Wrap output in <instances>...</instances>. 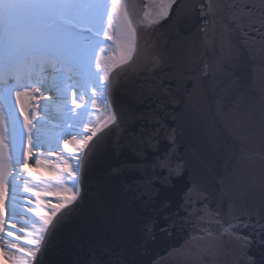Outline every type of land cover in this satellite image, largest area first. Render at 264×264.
Returning <instances> with one entry per match:
<instances>
[{"label":"water","instance_id":"1","mask_svg":"<svg viewBox=\"0 0 264 264\" xmlns=\"http://www.w3.org/2000/svg\"><path fill=\"white\" fill-rule=\"evenodd\" d=\"M131 2L139 14L144 0ZM208 2L177 0L166 20L139 29L138 55L110 90L119 126L86 160L82 202L37 264H91L93 257L102 264H246L226 236L188 242V226L162 233L165 215H185L183 192L169 207L154 194L171 190L160 183L167 171L157 158L170 147L164 136L175 130L171 156L184 172L173 184L186 191L195 182L222 215L230 203L233 211L254 212L264 197V0H211L214 15L200 17L197 6ZM228 5L243 9L242 16L249 14L246 5H255V30L226 33L221 21L233 11ZM204 64L211 65L207 76ZM154 128L159 152L142 140ZM152 221L154 238H148L144 225ZM248 254L258 258L260 250Z\"/></svg>","mask_w":264,"mask_h":264},{"label":"snow or ice","instance_id":"2","mask_svg":"<svg viewBox=\"0 0 264 264\" xmlns=\"http://www.w3.org/2000/svg\"><path fill=\"white\" fill-rule=\"evenodd\" d=\"M176 3L144 0L138 14L131 0H0V254L5 247L15 249L19 255L8 257L11 264H36L47 242L79 207L84 162L105 137L92 142L105 129L119 126L110 96L117 69L137 52L139 29L159 25ZM227 7L233 11L221 21L226 33L255 30V5L245 6L247 16L240 15L243 9ZM197 8L200 17L214 15L211 0ZM202 67L207 76L211 65ZM54 115L58 120L52 124ZM49 128L54 131L49 133ZM174 131L164 136L170 147L157 158L161 171H167L160 183L171 190L154 194L169 207L183 192L185 215H165L160 231L171 236L177 227L188 226V242L226 236L225 243L232 244L246 264H264V197L254 212L243 207L233 211L230 203L222 215L209 207L208 194L195 182L186 191L179 181L173 184L172 178L184 172V165H174L171 156ZM159 135L160 129L154 128L142 137L143 143L159 152L160 141L154 139ZM40 149L48 156L59 153L56 162L43 159ZM112 172L119 175L120 169ZM257 214L259 221L253 219ZM154 226L155 221L144 225L146 237L154 238ZM254 246L260 250L258 258L248 254ZM91 264L102 262L93 257Z\"/></svg>","mask_w":264,"mask_h":264},{"label":"bare ground","instance_id":"3","mask_svg":"<svg viewBox=\"0 0 264 264\" xmlns=\"http://www.w3.org/2000/svg\"><path fill=\"white\" fill-rule=\"evenodd\" d=\"M109 43L111 44V41H109ZM139 46H140V37H139V33H138V50L137 52L134 54L133 56V59L129 62L128 65H125L123 69H117V73L123 71V70H126L130 64L133 62V60L137 57L138 55V52H139ZM113 75H116V73H113ZM46 95H50V93H45ZM112 101V100H111ZM41 103H43V101H41ZM112 106H113V109L116 111L117 113V116H118V124H119V121H120V111L118 109V107L116 106V104L112 101ZM18 111V109H17ZM20 120L22 121L23 120V117H20ZM58 120V117H56L55 115L53 116L52 118V124H55ZM117 128L116 125H113L111 128L109 129H105L104 132H101L94 140L92 143H95L96 142V139H98V137H100V135L104 136L105 137V132L108 134L110 129H112L111 131H115ZM52 131H54L53 128H49L48 129V132L51 133ZM61 148H62V142H61ZM35 151V150H34ZM43 156L42 158L43 159H46L48 161H51L53 163L56 162V156L59 155V153H54L52 156H48L47 153L44 152V149H40L39 150ZM65 155H67V153H65ZM35 158V157H34ZM86 162V161H85ZM85 162H84V166H83V172H82V175H81V192H80V199L77 200V204L82 200V197H83V187H84V177H85ZM30 165H31V161H30ZM32 167H35V165H31ZM26 175V174H25ZM42 181H47V178L42 176L41 177ZM35 190H38V191H42L43 188H37ZM23 196L27 197V196H30V193H22ZM9 196H11V188H9ZM33 200L35 199L34 197L32 198ZM49 199H52V198H49ZM34 206V205H33ZM76 205H73V207H75ZM5 207L7 208V201H6V204H5ZM67 209H65L66 211ZM23 235V234H21ZM6 243V242H5ZM19 254L15 252V249H12L11 251L8 250L7 247H5L4 249V253L3 254H0V259H1V262H3L4 264H11V261L8 259V257L10 256H18ZM39 255L38 254V257H37V261H38V258H39ZM37 261H36V264H37Z\"/></svg>","mask_w":264,"mask_h":264},{"label":"rangeland","instance_id":"4","mask_svg":"<svg viewBox=\"0 0 264 264\" xmlns=\"http://www.w3.org/2000/svg\"><path fill=\"white\" fill-rule=\"evenodd\" d=\"M105 43L110 45L109 41H105ZM0 264H4L3 262H1V259H0Z\"/></svg>","mask_w":264,"mask_h":264}]
</instances>
